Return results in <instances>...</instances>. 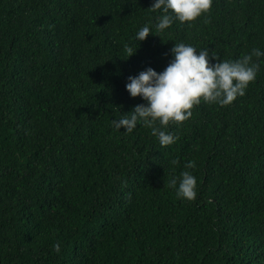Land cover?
I'll return each instance as SVG.
<instances>
[{
    "label": "trees",
    "instance_id": "trees-1",
    "mask_svg": "<svg viewBox=\"0 0 264 264\" xmlns=\"http://www.w3.org/2000/svg\"><path fill=\"white\" fill-rule=\"evenodd\" d=\"M152 4L0 0V264H264V0H213L163 33ZM181 42L213 64L252 55L256 80L162 129L170 146L115 130L146 103L128 78L162 72ZM183 171L191 202L170 187Z\"/></svg>",
    "mask_w": 264,
    "mask_h": 264
},
{
    "label": "clouds",
    "instance_id": "clouds-1",
    "mask_svg": "<svg viewBox=\"0 0 264 264\" xmlns=\"http://www.w3.org/2000/svg\"><path fill=\"white\" fill-rule=\"evenodd\" d=\"M212 5L213 0H153L149 9L153 13H160L154 27L157 33H163L172 27L174 21L187 23L191 27L199 17L210 13ZM150 34H153L152 27L145 25L137 31L135 39L142 42ZM137 50L126 46L129 57ZM171 54L173 59L162 72L149 67L128 78L127 92L132 98L140 97L146 103L135 106L128 112L130 115L113 119L115 130L121 131L123 128V132L132 133L137 126H144L152 130L161 147L170 146L177 138L162 129L188 120L192 116L191 110L201 102L221 107L231 105L246 94L249 84L256 80L260 67L252 62V55L213 64L211 60H219L218 56H210L207 49H197L182 42L174 44ZM253 54L258 58L264 56L259 49H253ZM185 167L194 169L196 163L189 161ZM170 187L176 189L179 199L189 202L197 199V180L189 171L181 172L179 178L174 177ZM53 248L59 253L60 243L54 244Z\"/></svg>",
    "mask_w": 264,
    "mask_h": 264
}]
</instances>
